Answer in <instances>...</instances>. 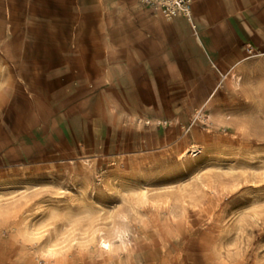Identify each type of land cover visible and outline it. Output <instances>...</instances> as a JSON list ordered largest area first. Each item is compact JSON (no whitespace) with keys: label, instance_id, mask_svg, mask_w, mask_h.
Here are the masks:
<instances>
[{"label":"rangeland","instance_id":"rangeland-1","mask_svg":"<svg viewBox=\"0 0 264 264\" xmlns=\"http://www.w3.org/2000/svg\"><path fill=\"white\" fill-rule=\"evenodd\" d=\"M24 1L0 0V95L14 79ZM232 72L204 104L125 123L106 145L69 121L15 119L10 105L6 264H264V75L236 71V83Z\"/></svg>","mask_w":264,"mask_h":264},{"label":"crops","instance_id":"crops-1","mask_svg":"<svg viewBox=\"0 0 264 264\" xmlns=\"http://www.w3.org/2000/svg\"><path fill=\"white\" fill-rule=\"evenodd\" d=\"M28 6L16 40L19 76L9 105V90L0 95L1 122L13 104L15 119L69 121L84 141L106 145L125 123L166 122L204 104L220 75H264V0H193L191 20L139 0ZM4 216L0 203V222ZM1 232L0 223L6 264Z\"/></svg>","mask_w":264,"mask_h":264},{"label":"built area","instance_id":"built-area-1","mask_svg":"<svg viewBox=\"0 0 264 264\" xmlns=\"http://www.w3.org/2000/svg\"><path fill=\"white\" fill-rule=\"evenodd\" d=\"M193 0H139L140 4L150 8L154 12H160L167 18L183 15L191 20V4ZM248 53H252L253 47L248 44Z\"/></svg>","mask_w":264,"mask_h":264},{"label":"bare ground","instance_id":"bare-ground-1","mask_svg":"<svg viewBox=\"0 0 264 264\" xmlns=\"http://www.w3.org/2000/svg\"><path fill=\"white\" fill-rule=\"evenodd\" d=\"M29 1L30 0H26L25 2V11H24V33H25V23L27 24L29 22V16H30V9H29ZM22 47H23V43L21 45V50H20V54H21V51H22ZM15 76L18 77L19 76V70H18V67L16 69V73H15ZM231 79H233L236 83H239L240 82V79H241V76L235 72H232L231 75H230ZM9 97H8V105L14 95V92H15V83L12 84V86L9 87ZM8 108V107H7ZM6 108V110H7ZM5 108H4V111H3V116L6 112ZM2 116V118H3ZM0 122H1V119H0ZM198 151L196 149H193L192 150V153H197ZM262 235H264V232L261 233ZM100 245L104 248V249H110V242L107 241L106 239L104 238H101L100 240ZM105 245H107V247H105Z\"/></svg>","mask_w":264,"mask_h":264},{"label":"snow or ice","instance_id":"snow-or-ice-1","mask_svg":"<svg viewBox=\"0 0 264 264\" xmlns=\"http://www.w3.org/2000/svg\"><path fill=\"white\" fill-rule=\"evenodd\" d=\"M105 247H107V245H105Z\"/></svg>","mask_w":264,"mask_h":264}]
</instances>
